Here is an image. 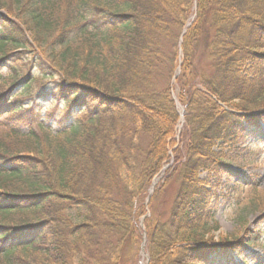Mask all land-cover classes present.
<instances>
[{"label": "trees", "instance_id": "obj_1", "mask_svg": "<svg viewBox=\"0 0 264 264\" xmlns=\"http://www.w3.org/2000/svg\"><path fill=\"white\" fill-rule=\"evenodd\" d=\"M53 1L0 0V264H123L136 221L171 182L165 221H143L148 264L237 253L214 240L199 174L231 175L230 153L264 125V0ZM32 46L38 54L18 74L12 50ZM198 52L208 72L190 85ZM29 70L60 78L23 103ZM52 100L65 105L55 134L40 124ZM72 116L78 128L60 122Z\"/></svg>", "mask_w": 264, "mask_h": 264}, {"label": "rangeland", "instance_id": "obj_2", "mask_svg": "<svg viewBox=\"0 0 264 264\" xmlns=\"http://www.w3.org/2000/svg\"><path fill=\"white\" fill-rule=\"evenodd\" d=\"M54 1L52 4L55 3ZM0 13L4 16V19L7 17L4 11H0ZM37 54L38 52L34 46L25 50L13 49L10 59H15L12 64L14 70L19 74L20 69L27 68L24 59L33 60L34 58H31V55L37 56ZM201 55H203L201 52L196 53L192 60L193 68L188 79H186L190 85L192 79L196 80V76L206 75L208 72L209 61L205 55L200 57ZM7 72V69L0 70V84L5 83L8 76ZM28 74L33 78L31 87L26 89V85H23L18 88V90L23 89L26 92L22 97L23 103L28 102L27 93L30 92L35 95L34 92H45L44 90H48L47 87L50 86L53 80L60 78L59 74L54 77L41 78L34 70H29ZM59 81L62 86L67 85L65 80L61 79ZM177 92L178 86L175 85L173 89L174 96L177 95ZM45 103L53 105L52 111L47 114H43ZM45 103H42L40 124L43 129H49L52 134H55L58 131L57 127H59L57 112L60 111L59 105L61 103L54 100ZM178 108L181 109V105ZM77 116H72L66 121L60 119V122L75 125V128H78L80 123ZM6 117L0 116V135L7 132L8 122ZM181 126L179 131L176 128V141L179 140L184 124ZM259 130V134L252 135L249 138L246 137L245 143L239 147V150L230 153L232 155L230 161L231 175L216 178L205 172L199 174V178L207 182V189L212 195L207 219L208 227L211 230L217 228V231L214 232V240L220 237L226 239L229 245H236L238 248L237 253L228 256L226 259L224 258L225 254L213 257L210 264H264V126H260ZM172 166L173 162L171 161L165 167V170ZM164 180L165 175L163 172L155 178L156 184ZM175 192L176 185L171 182L165 187L164 193L158 198L153 209H146V215L136 221L137 237H133L121 249L123 264H147L146 253L143 250L145 235L143 220L148 218L152 222L165 221ZM257 238L258 240H256Z\"/></svg>", "mask_w": 264, "mask_h": 264}, {"label": "clouds", "instance_id": "obj_3", "mask_svg": "<svg viewBox=\"0 0 264 264\" xmlns=\"http://www.w3.org/2000/svg\"><path fill=\"white\" fill-rule=\"evenodd\" d=\"M52 109H53V105L51 103H45L43 106V114L49 113L50 111H52ZM59 109H60V111L57 112V118H59V116L63 114V111L65 109V105L63 103H61L59 105Z\"/></svg>", "mask_w": 264, "mask_h": 264}, {"label": "bare ground", "instance_id": "obj_4", "mask_svg": "<svg viewBox=\"0 0 264 264\" xmlns=\"http://www.w3.org/2000/svg\"><path fill=\"white\" fill-rule=\"evenodd\" d=\"M181 124H182V115H181V121H180V123H179V125H178V129H180ZM153 185H154V184H153Z\"/></svg>", "mask_w": 264, "mask_h": 264}]
</instances>
